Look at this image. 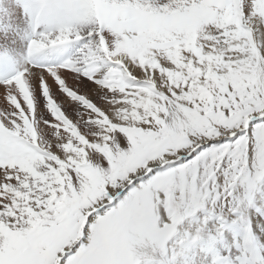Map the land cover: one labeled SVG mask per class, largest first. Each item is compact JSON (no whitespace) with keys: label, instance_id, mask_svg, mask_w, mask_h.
Instances as JSON below:
<instances>
[{"label":"snow or ice","instance_id":"snow-or-ice-1","mask_svg":"<svg viewBox=\"0 0 264 264\" xmlns=\"http://www.w3.org/2000/svg\"><path fill=\"white\" fill-rule=\"evenodd\" d=\"M0 264H264V0H0Z\"/></svg>","mask_w":264,"mask_h":264}]
</instances>
